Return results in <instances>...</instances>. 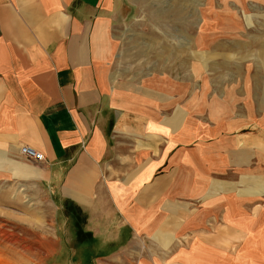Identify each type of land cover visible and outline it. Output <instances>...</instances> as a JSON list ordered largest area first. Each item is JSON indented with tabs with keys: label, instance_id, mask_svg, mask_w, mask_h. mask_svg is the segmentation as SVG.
Wrapping results in <instances>:
<instances>
[{
	"label": "crops",
	"instance_id": "obj_1",
	"mask_svg": "<svg viewBox=\"0 0 264 264\" xmlns=\"http://www.w3.org/2000/svg\"><path fill=\"white\" fill-rule=\"evenodd\" d=\"M150 1L0 0V217L54 264H264V0Z\"/></svg>",
	"mask_w": 264,
	"mask_h": 264
},
{
	"label": "rangeland",
	"instance_id": "obj_2",
	"mask_svg": "<svg viewBox=\"0 0 264 264\" xmlns=\"http://www.w3.org/2000/svg\"><path fill=\"white\" fill-rule=\"evenodd\" d=\"M131 2V7L133 12H140V2L142 0H129ZM160 0L158 3L147 5L145 7H154L155 11H160L161 13L175 12L176 9L172 8V1ZM154 2V0L150 1ZM204 9L207 7L202 3V7L198 8L201 20H203ZM210 11H215V9H210ZM187 11L179 12L181 18L182 28H185L189 24V14ZM178 13V12H177ZM170 16L166 15V19ZM165 19V22H168ZM202 21L197 22V28H199ZM164 29L167 30L170 25L165 24L161 21ZM155 27V26H153ZM153 27H147L144 24L145 29H152ZM50 230L47 228H27L20 225L11 219L0 217V264H54L51 257L48 256L50 250L56 249V245L51 244L49 241Z\"/></svg>",
	"mask_w": 264,
	"mask_h": 264
},
{
	"label": "built area",
	"instance_id": "obj_3",
	"mask_svg": "<svg viewBox=\"0 0 264 264\" xmlns=\"http://www.w3.org/2000/svg\"><path fill=\"white\" fill-rule=\"evenodd\" d=\"M19 154L21 155L22 158L31 162L40 163L43 161V157L40 153L35 152L34 150L26 146H21L19 148Z\"/></svg>",
	"mask_w": 264,
	"mask_h": 264
}]
</instances>
